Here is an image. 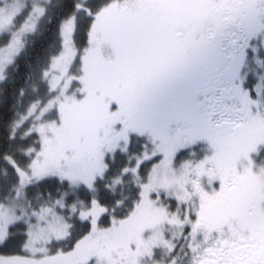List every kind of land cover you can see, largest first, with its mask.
Segmentation results:
<instances>
[{"label": "snow or ice", "instance_id": "obj_1", "mask_svg": "<svg viewBox=\"0 0 264 264\" xmlns=\"http://www.w3.org/2000/svg\"><path fill=\"white\" fill-rule=\"evenodd\" d=\"M0 264H264V0H0Z\"/></svg>", "mask_w": 264, "mask_h": 264}]
</instances>
